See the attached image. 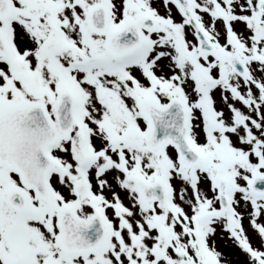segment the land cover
<instances>
[{"label": "snow or ice", "instance_id": "6c2138e0", "mask_svg": "<svg viewBox=\"0 0 264 264\" xmlns=\"http://www.w3.org/2000/svg\"><path fill=\"white\" fill-rule=\"evenodd\" d=\"M0 264H264V0H0Z\"/></svg>", "mask_w": 264, "mask_h": 264}]
</instances>
